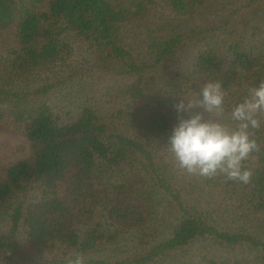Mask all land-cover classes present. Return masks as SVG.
I'll list each match as a JSON object with an SVG mask.
<instances>
[{"label":"trees","instance_id":"trees-1","mask_svg":"<svg viewBox=\"0 0 264 264\" xmlns=\"http://www.w3.org/2000/svg\"><path fill=\"white\" fill-rule=\"evenodd\" d=\"M222 2L221 39L208 24L130 43L122 25L150 4L188 14L202 0H0V28L14 24L18 45L0 56V122L24 133L32 150L0 178V264H68L77 255L85 264H201L180 258L197 240L242 254L206 264H264V111L261 127L250 128L258 147L242 162L247 183L180 167L176 178L167 143L187 115L177 113L179 101L237 127L233 106L264 82V0ZM73 40L90 54L87 70L130 78L109 108L77 98L71 110L53 111L50 97L78 74ZM209 80L222 84L220 113L198 103ZM179 185L206 194L210 208L184 200ZM121 239L137 249L113 258Z\"/></svg>","mask_w":264,"mask_h":264},{"label":"rangeland","instance_id":"rangeland-1","mask_svg":"<svg viewBox=\"0 0 264 264\" xmlns=\"http://www.w3.org/2000/svg\"><path fill=\"white\" fill-rule=\"evenodd\" d=\"M222 1L225 0H202V5L198 4L201 7H192L193 9L191 8L192 10L188 14L174 13L159 3L150 4L149 10L144 16L133 18L122 25L123 40L134 43L135 40L142 39L147 35L165 36L174 30L177 31L186 27L204 29L208 24L216 26L213 40L221 39L224 36L219 33L220 31L217 30V26L222 21L219 18V14L223 12L218 11L221 5L225 3ZM235 24L238 25L237 23ZM233 28L234 30L238 29L234 26ZM202 43L204 44V42ZM200 45L201 42H198L196 46L187 49H189V52H194L199 49ZM17 46L16 26L11 24L0 28V56L5 55L9 49L16 48ZM89 60L90 54L76 40H73L69 63L71 67H76L78 74L74 77L73 85L63 88L61 94L57 93L58 95L50 97L54 112L62 113L66 108L71 110V107H69L71 106V102L69 100L77 98L96 106H103V110L109 108L112 105L110 101L111 95H113L120 84L130 79L129 77L111 75L97 69L87 70L89 68ZM68 92L70 93V97L68 96L63 100L64 94ZM119 128H123V130L128 129L123 122H120ZM31 153V145L25 134L7 122H0V178L5 176L6 169L10 164L28 158ZM178 169L179 165L176 164L173 167L176 178H179L180 174L178 173ZM177 188L182 196L184 195L183 199L188 200L190 204H196L197 208L203 210L210 208L206 194L197 192V189H186L185 191L180 185ZM19 238L23 250L34 254L33 250L26 243L23 234H20ZM136 249L131 242L121 239L110 253L115 258L123 255L126 256L135 252ZM98 254L101 253L98 252ZM42 255L50 256L49 250L43 251ZM241 255L240 250L229 249L210 240H197L185 250H182L180 258L183 261L206 264L208 258L230 260Z\"/></svg>","mask_w":264,"mask_h":264},{"label":"clouds","instance_id":"clouds-1","mask_svg":"<svg viewBox=\"0 0 264 264\" xmlns=\"http://www.w3.org/2000/svg\"><path fill=\"white\" fill-rule=\"evenodd\" d=\"M225 94L220 81L209 80L201 89L198 102L208 113L223 111ZM179 115L167 138L169 151L179 167L191 175L211 178L223 174L228 180L247 183L251 171L242 162L255 150L257 142L250 135V128L261 127L258 113L264 111V82L250 90V95L233 106L232 120L237 127H229L220 120L205 119L200 111H191L194 103L179 101ZM68 264H85L77 255Z\"/></svg>","mask_w":264,"mask_h":264}]
</instances>
